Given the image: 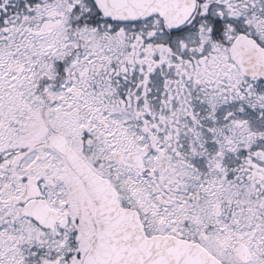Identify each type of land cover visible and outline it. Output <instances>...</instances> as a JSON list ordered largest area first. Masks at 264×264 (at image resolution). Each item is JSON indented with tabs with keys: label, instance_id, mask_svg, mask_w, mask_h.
<instances>
[{
	"label": "snow or ice",
	"instance_id": "snow-or-ice-1",
	"mask_svg": "<svg viewBox=\"0 0 264 264\" xmlns=\"http://www.w3.org/2000/svg\"><path fill=\"white\" fill-rule=\"evenodd\" d=\"M0 264H264V0H0Z\"/></svg>",
	"mask_w": 264,
	"mask_h": 264
}]
</instances>
